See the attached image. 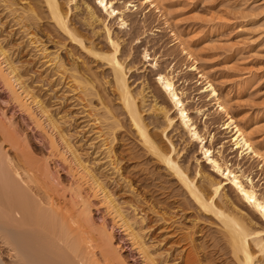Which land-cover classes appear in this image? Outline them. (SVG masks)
<instances>
[{
	"label": "rangeland",
	"instance_id": "rangeland-1",
	"mask_svg": "<svg viewBox=\"0 0 264 264\" xmlns=\"http://www.w3.org/2000/svg\"><path fill=\"white\" fill-rule=\"evenodd\" d=\"M40 1L42 0H17V8L33 7L32 9H35L34 6L41 5L40 10L36 9V13L38 18H41L39 23L42 30H54L47 7ZM59 1L66 11L74 6L72 4L68 7L66 0ZM76 1L79 9L73 10L72 21L86 43L94 44L98 50L103 52H107L110 47L102 23L90 26L87 22V25H84L87 13L85 5L88 4L93 7L100 20L109 27L112 37L120 40L119 58L127 66L132 90L139 93L144 89L145 94L148 95L147 105L152 106L157 103L158 106L170 110L172 117H176V111L168 95L158 82L159 75L170 77L183 98L190 117L201 135L206 138L207 147L211 148L215 155L220 156L232 171L242 175L244 182L252 184L258 196L264 199V0H155L154 6L146 0H109L113 3V10L120 11L111 18L102 10L103 8H100L98 0ZM1 12L0 42L2 41L3 47L9 50V42L14 41V48L11 47V51L15 60H18L17 48H22L20 50L24 54L22 60L24 59L25 63L28 61L27 65L25 64L28 68L34 67L33 73L37 71L38 74L42 73L43 77H47L46 74L54 77V73H57V66L54 64L55 57L49 54L56 52L68 66L77 64L85 68V63L93 60L89 66L93 68V72L99 74L101 79L104 77V72L108 73L107 67H100L101 64L94 61L91 56L86 57L77 46L68 40L63 41L55 36L49 37V33L39 28L31 29L29 34L20 33L18 28L10 23L11 19L6 18V15ZM121 15L127 22L125 26L121 25ZM34 32H37L38 36L31 35ZM38 38L43 44L35 43ZM60 43L65 46L61 47ZM44 48L47 51H44ZM146 53L148 58H145ZM32 71L26 70L27 75L29 73L31 75L26 76L25 80L31 79ZM52 77L49 79L52 80ZM57 77L59 76L54 77L53 82L47 79L48 84L45 82L47 84L45 86L35 84V88L31 87L32 91H35L34 94L45 102L50 110H54L56 114L61 112L59 118L68 112V117L61 121H64L63 126L66 124L65 128L72 130L73 144H76L78 139L75 138L72 118L76 119L78 126L81 125L78 132H84L87 136L86 142L92 143L94 147L99 146L97 141H93V136L89 137L91 133L86 131L91 127L83 128L87 124L82 123L81 113L84 111L86 114L90 113L91 108L87 107L88 103L81 100V95L77 91L72 92L75 88L74 84L69 80L58 82L60 78ZM209 85L215 88L218 98L209 91ZM97 86L100 88L99 85ZM100 91L102 100L105 99L106 103L110 102L112 105L121 107L120 101H116L119 99L107 93L108 91L102 92V87ZM60 98L67 101L66 109L60 105ZM99 103V98L95 97L93 104L98 106ZM221 106L225 107L239 128L247 132L254 149L261 158L254 159L252 154L246 155V153L241 156L242 150L236 149L232 134L225 130L227 116L221 110ZM0 108V114L5 112L7 117L13 116L12 121L18 123L31 153L34 152L30 156H36L39 160L45 159L50 153L48 140L12 101L1 80ZM66 110L67 112L64 113ZM146 110L143 116L151 134L159 140L165 150L171 149L172 143L176 150L175 159L184 170L186 169L190 177L197 178V186L208 193L206 176L213 179L220 178L216 174L213 175L211 166L207 165V160L200 151V145L190 140L187 132L178 125V122L174 128L167 129L161 112L151 113L148 108ZM2 116L0 118H5ZM119 117L124 127L119 130L116 141L118 151L114 153L115 158H113V153L109 154L111 145L107 144L108 146L106 145L103 151V156L109 154L113 156V160H117L112 161V158L105 160L107 165H110L109 161L114 164L110 166L111 170L104 174L109 177L107 182L113 178L119 182V188L113 186V190L122 208L132 213L131 206L138 205L140 210L144 211L142 214L145 217L148 216L147 225L139 224V226H147L144 230L146 233L143 231V234L155 232L154 236L159 240L171 241L166 247L159 248L157 245L155 248L160 251L155 256L161 255L165 258L170 248L173 247L172 243L180 242V245L175 246L176 254L182 253L185 259L194 261V264H202L200 259L202 260L203 256L209 258L211 261L209 264H233L231 258L224 256L220 252L221 249L214 246L217 245L216 243L219 245L224 243L219 241L221 227L217 219L201 217V212L192 204L191 198L182 190L177 179L142 148L134 133V128H131L128 119H125L126 116ZM164 129L167 131L165 134H163ZM76 145L79 146L78 143ZM84 158L89 157L85 155ZM91 160V163L95 162ZM197 160H199L200 168ZM54 162H50L51 166L54 168L57 163V168L63 174L62 178L66 179V166L59 160L55 164ZM199 169H202L204 178L197 177ZM215 202L219 207L225 206L228 202L227 205L238 210L253 225L261 226L260 216L252 208L246 206L230 186L226 187ZM94 203L96 205V201ZM94 209L98 223H102L105 219L107 226L111 229V219L104 209L98 208V205ZM140 218L137 220L139 221ZM114 232L115 239L123 248L122 254L130 264H143L139 254L131 247L125 233L117 228ZM177 232L178 236H176ZM193 238H195L194 243H192ZM195 244L200 247V250L195 248Z\"/></svg>",
	"mask_w": 264,
	"mask_h": 264
},
{
	"label": "bare ground",
	"instance_id": "bare-ground-1",
	"mask_svg": "<svg viewBox=\"0 0 264 264\" xmlns=\"http://www.w3.org/2000/svg\"><path fill=\"white\" fill-rule=\"evenodd\" d=\"M66 1L68 7L74 5L67 11L59 0L40 1L47 7L54 30H42L39 23L41 18H38L36 13L37 10H40L41 5L34 6L35 9H32L33 7H29V9L27 7L17 8V0H0V11L6 15V18L12 20L10 23H13L20 33L29 34L31 29L39 28L41 31L49 33V37L55 36L63 41L68 40L77 46L86 57L91 56L94 61L101 64L100 67L109 69L108 73H103L104 77L101 79L99 74L93 72V68L89 66L93 60L85 63V68H81L77 64L68 66L57 52L49 54V56L55 57V62L54 60L53 62L57 66V73H54L53 76H59L57 77L60 78L58 82L69 80L74 84L75 88L72 92L77 91L81 95V97L79 96L81 100L88 103L87 107L91 108L89 114H86L84 109L85 113H81L82 123L87 124L83 128L90 126L91 129L86 130L91 133L89 137L93 136V141H97V144L100 145L94 147L92 143L93 146L88 141L86 142L87 136L84 132H78L81 125L78 126L76 119L72 118L74 120L72 126L75 129L73 131H75V138L78 139L79 146L76 145L77 143L73 144L72 130L65 128L66 124L63 126L64 121H61L68 117L67 110L64 113L67 112L68 115L65 114L59 118L61 112L56 114L53 112L54 110H50V107L42 102L34 94L35 91L33 92L31 89L35 84H42V86L44 84L45 86V82L52 75L46 74L47 77H43L42 73L38 74L37 71L33 73L34 67L28 68L26 66L28 61L25 63V60H22V55L24 56L23 51H20L22 48H17L18 60H15L11 51L14 41L9 42V50L3 47L1 41L0 80L12 101L48 140L50 153L45 159L40 160L34 155V157L30 156L34 152L31 153L18 123L12 121L13 116L7 117L5 112L0 114L5 117L0 118V264H130L122 254V246L115 239V228L125 233L131 247L139 254L143 264H194V261L185 259L182 253L176 254L175 246L180 245V242L172 243L173 247L170 248L165 258L161 255L155 256L160 251L155 248L157 245L159 248L166 247L167 243H171V241L159 240L154 236L155 232L143 234L147 226H139V224L147 225L148 216L145 217L142 214L144 211L140 210L138 205L131 206L133 214L126 208H122L116 198L115 190H113V186L119 188V182L113 180L114 178L107 182L109 177L104 173L110 171V166L114 163L109 161L110 165H107L105 160L113 157L109 154L118 151L116 141L119 130L124 127L121 123L122 119L118 118L124 115L131 124V128H134V133L145 152L151 154L177 179L182 190L191 198L192 204L201 212V217L209 219L212 217L220 223L221 231H219L220 239H218L224 243H221L222 245L216 243L217 245L214 246L221 249L220 252L224 256L231 258L233 264H264V199L258 196L252 184L244 182L242 175L232 171L220 156L215 155V152L207 147L206 138L201 135L190 117L184 100L170 77L159 75L158 82L168 95L170 103L176 111V117H172L170 110L158 106L157 103L152 106L147 105L148 95L145 94L144 89L139 93L132 90L127 66L119 58L120 40L112 37L111 30L105 22L100 20L93 7L84 4L87 13L85 14V23H83L85 25L88 22L87 24L90 26L102 23L107 35L108 46H110L107 52L98 50L94 44L86 43L72 21V12L79 9L78 3L76 0ZM146 2H151L154 6L155 0H146ZM112 4L109 0H98V5L108 13V16L110 15V18L120 13V11L113 10ZM120 19L121 25L125 26L127 22L124 16L121 15ZM31 35L38 36L37 32L31 33ZM35 43L43 44L39 38ZM59 45L65 46L61 43ZM44 51L47 49L44 48ZM148 57L146 53L145 58ZM30 64L31 62L28 66ZM26 70L32 71L34 75L31 77L32 80L30 79L31 82L28 80L29 78L24 79L31 75L30 73L27 75ZM54 77L52 78L54 79ZM53 79L49 80L53 82ZM51 81L50 83H52ZM97 85L102 87V92L108 91L107 93L119 99L116 101H120L119 104L122 108L112 105L110 102L106 103L104 98L102 100L101 91ZM208 89L214 97L218 98L212 85H209ZM51 97L53 98V96ZM95 97L100 100L98 106L93 104ZM60 105L66 109L67 101L61 99ZM147 108L151 113L153 111L154 113L161 112L167 129L174 128L178 122V125L187 132L190 140L200 145V151L206 158L207 165L211 166L213 175L216 174L220 178L213 179L206 176L208 193L197 186V178L190 177L185 171L186 169L184 170L175 159L176 150L172 143L171 149L165 150L159 140L151 134L143 116V113L147 112ZM221 110L227 116L225 130L232 134L236 149L242 150L241 156L246 153V155L252 154L254 159L261 158L254 149L247 132L239 128L225 107L221 106ZM166 132L164 129L163 134ZM107 144L112 147L110 146L109 156H103ZM115 154L113 158H115ZM119 154L121 155V153ZM85 155L90 159H85ZM113 158L112 161L117 160H113ZM91 159L95 162L91 163ZM58 160L66 166V179L62 178L63 174L57 168L56 161ZM51 161L56 163L54 168L50 164ZM197 164L200 168L199 160H197ZM201 170L197 171V177H203ZM227 186H230L241 201L260 216L261 226L253 225L238 210L227 205L228 202L225 203V206L216 205V199L221 196ZM94 201H96V205ZM97 205L98 208H103L106 215L110 217L111 229L107 226L105 219L102 223H98L96 220L94 208ZM139 217L141 218L138 221ZM176 234L178 236V232ZM194 242L195 238L192 239V243ZM195 248L200 250L197 244H195ZM203 257L202 260L200 259V263H211L207 256Z\"/></svg>",
	"mask_w": 264,
	"mask_h": 264
}]
</instances>
